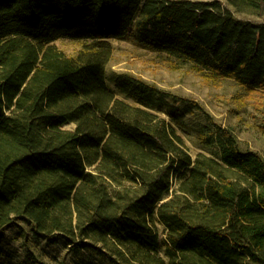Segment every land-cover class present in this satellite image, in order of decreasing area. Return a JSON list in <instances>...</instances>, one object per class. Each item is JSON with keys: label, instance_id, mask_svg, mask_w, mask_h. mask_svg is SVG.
Instances as JSON below:
<instances>
[{"label": "trees", "instance_id": "16d2710c", "mask_svg": "<svg viewBox=\"0 0 264 264\" xmlns=\"http://www.w3.org/2000/svg\"><path fill=\"white\" fill-rule=\"evenodd\" d=\"M234 10L264 0H0V228L108 264H264V157L198 100L107 71L131 39L264 93V22Z\"/></svg>", "mask_w": 264, "mask_h": 264}, {"label": "rangeland", "instance_id": "374dc122", "mask_svg": "<svg viewBox=\"0 0 264 264\" xmlns=\"http://www.w3.org/2000/svg\"><path fill=\"white\" fill-rule=\"evenodd\" d=\"M234 14L264 22V15L257 13L234 10ZM111 42L113 52L108 72L133 73L166 90L198 100L218 121L234 130L243 148L254 149L264 157V93L248 92L231 79H209L189 63L176 65L166 53L150 50L131 39H112ZM54 44L65 54L75 56L82 41L59 38ZM184 139L194 154L196 145ZM159 231H162L161 226ZM28 251L48 264H108L89 250H70L57 235L53 242L49 237L35 236L26 221L19 220L0 228V264H33Z\"/></svg>", "mask_w": 264, "mask_h": 264}]
</instances>
